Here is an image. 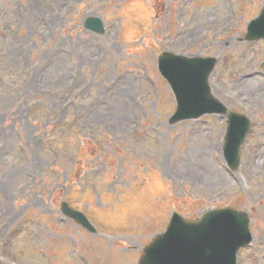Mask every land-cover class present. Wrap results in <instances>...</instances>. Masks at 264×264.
Returning a JSON list of instances; mask_svg holds the SVG:
<instances>
[{
  "label": "rangeland",
  "instance_id": "374dc122",
  "mask_svg": "<svg viewBox=\"0 0 264 264\" xmlns=\"http://www.w3.org/2000/svg\"><path fill=\"white\" fill-rule=\"evenodd\" d=\"M263 2L0 0V264H135L173 210L226 206L250 217L237 264H264V40L239 41ZM162 50L216 57L212 93L251 120L236 170L223 116L168 123Z\"/></svg>",
  "mask_w": 264,
  "mask_h": 264
},
{
  "label": "water",
  "instance_id": "95a60500",
  "mask_svg": "<svg viewBox=\"0 0 264 264\" xmlns=\"http://www.w3.org/2000/svg\"><path fill=\"white\" fill-rule=\"evenodd\" d=\"M84 26L95 33L104 32L103 22L97 17H88ZM261 38L264 39V3L239 40ZM215 63V57L185 56L170 51L158 54V69L176 100V110L169 123L206 113L224 115L227 129L223 155L229 167L235 170L250 121L245 115L227 109L211 93L208 79ZM61 209L89 231L95 230L82 212L71 209L65 202ZM249 220L246 212L232 207L210 209L196 220H185L173 212L165 231L144 247L137 264H236L238 249L252 239Z\"/></svg>",
  "mask_w": 264,
  "mask_h": 264
},
{
  "label": "bare ground",
  "instance_id": "6f19581e",
  "mask_svg": "<svg viewBox=\"0 0 264 264\" xmlns=\"http://www.w3.org/2000/svg\"><path fill=\"white\" fill-rule=\"evenodd\" d=\"M91 107H92V105H90L88 109H92Z\"/></svg>",
  "mask_w": 264,
  "mask_h": 264
}]
</instances>
